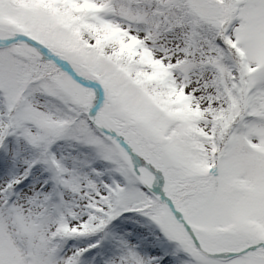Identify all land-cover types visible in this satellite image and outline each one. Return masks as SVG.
<instances>
[{"label":"snow or ice","instance_id":"1","mask_svg":"<svg viewBox=\"0 0 264 264\" xmlns=\"http://www.w3.org/2000/svg\"><path fill=\"white\" fill-rule=\"evenodd\" d=\"M0 264H264V0H0Z\"/></svg>","mask_w":264,"mask_h":264}]
</instances>
